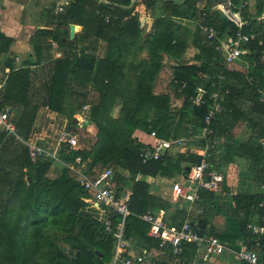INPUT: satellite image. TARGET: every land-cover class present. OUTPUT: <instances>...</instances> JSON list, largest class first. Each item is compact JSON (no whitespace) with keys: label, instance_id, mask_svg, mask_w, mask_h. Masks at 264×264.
Wrapping results in <instances>:
<instances>
[{"label":"trees","instance_id":"trees-1","mask_svg":"<svg viewBox=\"0 0 264 264\" xmlns=\"http://www.w3.org/2000/svg\"><path fill=\"white\" fill-rule=\"evenodd\" d=\"M66 1L63 13H54L56 7H53L48 15V21L62 29L38 32L41 37H50L67 49L66 56L55 63L45 105L66 119L68 131L76 134L72 119L80 105L76 104L75 97L83 93L75 92L74 84L91 85L98 96L89 101V122L95 125L97 135L94 142H87L81 149L62 145L59 159L70 165L79 159V164L87 165L86 173L96 167L110 168L117 197L122 195L125 181H130V215L125 222V239L159 249L160 240L147 235L150 226L141 217L153 209L166 211L170 205L151 196L150 187L135 178L138 175L163 178L173 173L186 176L190 166L198 164L201 158L165 153L158 160L143 162L140 154L146 146L132 137L133 132H154L162 140L198 138L194 144L202 147L210 140L215 148L207 157L205 180L210 173H222L225 164L238 158L249 164L253 181L257 183L252 193L233 196L235 208L242 216L241 241L252 247L253 236L246 229L247 225L264 224V207H259L262 201L259 186L264 183V0H247L241 10L242 0H229L226 13L211 10L208 0H179L183 3L137 0L157 17L152 33L145 36L137 14H132L133 0ZM197 5L206 10L202 24L212 26L220 36L231 37L239 30L253 36L242 46L245 53L241 65L245 72L220 66L223 54L215 50L214 43L205 40L198 29H194L196 37H193L189 28L175 22V17L195 18ZM234 13H239L243 22L241 29L229 16ZM69 25L80 26L82 31L72 41H65ZM99 41L106 45L101 58L95 54ZM12 43V39L0 35V53H6ZM33 45L39 59L42 43L36 40ZM190 45L194 54L186 60L184 55ZM144 52L145 58L141 57ZM164 56L175 63L176 86L185 84L183 89L179 88L184 98L181 108L171 107L169 95L153 94ZM6 64L11 73L5 84L4 101L14 105L22 103L27 108L28 71L14 70L11 64ZM198 89L209 95L217 93L222 105L221 113L210 125L212 133L206 138L199 136L210 103L200 107L193 104ZM116 104L120 106L119 114L112 118L111 111ZM33 113L34 109H30L23 120L25 132ZM241 123L247 124L251 134L237 141L232 131ZM219 138H223L222 143ZM0 151V187L11 184L12 188L5 198L0 196V264H109L112 237L104 232L102 224L85 213L84 200L90 195L75 181L66 165L56 164L58 172L52 177L48 175L55 165L51 159L31 162L28 151L23 149L4 160L7 150L0 148ZM119 168L128 172V179L116 173ZM216 194L198 188V199L192 204L202 209L204 215L216 208ZM186 214L185 208L181 211L182 221ZM109 218L116 220L114 215ZM198 220L197 231L207 234L202 216ZM64 247L68 252H64ZM186 247L191 246L186 245L183 251ZM164 249L171 257L169 247ZM257 252L264 264V239Z\"/></svg>","mask_w":264,"mask_h":264},{"label":"crops","instance_id":"crops-1","mask_svg":"<svg viewBox=\"0 0 264 264\" xmlns=\"http://www.w3.org/2000/svg\"><path fill=\"white\" fill-rule=\"evenodd\" d=\"M63 2L64 0H0V35L13 40L11 46L8 47V51L6 53H0V109L7 111L11 115L17 135L22 140V142H15L12 137L0 133V148H4L5 151L7 150L3 155V159L6 160L10 158V155L14 156L19 153L20 150L25 149L26 151L27 147L25 142L32 141L38 147L49 152L55 151L56 153V160L51 159L55 165L52 166L49 171V176L55 177L57 175L58 171L55 167L56 164L63 166L66 165L68 169L69 167L79 168L85 174L94 176L96 173L106 169L96 167L91 173H86V164H78L74 162L70 165L65 164L59 159L62 145L57 147L55 139L59 132L68 130V123L66 119L51 111L45 105L47 89L54 74L55 63L66 56L67 49L59 46V44L50 37H41L38 32L42 30L59 32L62 29H58L53 23H50L48 21V15L53 7H57ZM133 7L134 10L132 14H137L143 36L151 34L152 32L149 33V31L152 30L157 18L155 12L147 9L143 3L137 2V0L133 6H130V8ZM175 22L182 27L189 28L192 33L195 32L194 25L187 17H175ZM81 31L82 28L80 26L74 25V36L71 39L68 27L65 41H72L79 33H81ZM193 37H196L195 33ZM36 40L42 43V50L39 59H37V55H35V45H33V42ZM52 42L58 44V50L52 47ZM105 49V43L99 41L95 51L96 56L101 58L104 55ZM57 53H59L60 57L56 56ZM193 54L194 49L190 45L184 55V59H191ZM141 57L145 58L146 53L144 52ZM25 62L30 63L29 65H24ZM166 62H168V68L165 65L167 64ZM6 63L11 64L14 70L22 68L28 71L26 90L27 108L22 103L14 105L4 101L5 84L11 73L10 68L7 67ZM174 65L175 63L173 61L164 56L163 67L155 81L153 94H167L171 99V107L181 108L184 98L181 95L179 87L175 84L176 80L173 78ZM74 90L75 92L79 91L83 93L81 97L80 95H78L79 98L75 97L76 104L80 105H78L79 107L74 114L75 116L83 106H89V101L97 99L98 94L91 85H88L87 87H78L75 83ZM30 109H34V113L32 121L25 132L22 123ZM119 109V104H116L113 107L111 111L112 118L118 116ZM88 116H90V111ZM72 125L75 126L73 122ZM87 127L90 129L91 139L94 142L97 135V129L92 123H89ZM235 129L236 128L232 131V136H235L234 134H236L234 133ZM132 137L136 138L144 146L154 145L155 143L153 138L140 130H135ZM236 138L237 141H241L239 137L236 136ZM195 139L198 138H193L191 141L184 139L186 141L185 145L179 148H174L165 153H169L172 156H176L175 154H181L184 156L193 155L194 157L202 159L205 154V147L195 145ZM218 141L222 143L223 138H219ZM77 149H81V147ZM181 165L184 167L186 166V163H181ZM190 167H193V165ZM248 169L249 164L238 158H234V160L222 167L224 181L218 192H215L217 193L216 195H218V204L213 211H208L204 215H202L203 210L200 208L196 209L194 204L187 205L183 201L177 200L173 197L172 185L181 182L185 177L184 175L173 173L168 177L163 178H152L138 175L135 180L146 183L150 187L149 194L151 196L161 199L163 202L170 205V208L166 211H160L157 209L147 211L155 216H162V220L167 228H175V226L179 225L182 221L181 211L186 208V218L182 222L188 220L197 225L199 221L198 218L202 216L204 219L203 229L208 232L209 235L217 237L229 248V250H226L220 255H208L204 248L195 249L192 247H186L181 257V260L185 261L186 264H245L244 262L239 261L232 251V249H238L241 243L240 227L242 221L241 214L235 208L233 196L237 194H250L256 189L252 190L248 183V178L251 176V174L248 176ZM69 171L75 179L74 173H72L70 169ZM116 173L125 179L129 178V174L126 170L119 168ZM130 186V181L126 180L123 185V192L127 191L131 193ZM0 188H3L0 189V196H2V198H5V196L11 193V184H7ZM84 201L87 204L85 213L94 218L100 224H102V220L113 215L108 213V211L101 206L88 203L86 202V199ZM147 235L153 239H157L151 235L149 231ZM126 242L129 246L128 253L131 256L141 255L145 252L147 253V260L151 262H166L165 264H170L172 261V258L167 256L168 254H166L165 249L159 250L158 247L146 248L141 243H137L133 240L126 239ZM66 250V252H68V248Z\"/></svg>","mask_w":264,"mask_h":264},{"label":"built area","instance_id":"built-area-1","mask_svg":"<svg viewBox=\"0 0 264 264\" xmlns=\"http://www.w3.org/2000/svg\"><path fill=\"white\" fill-rule=\"evenodd\" d=\"M67 1L56 7L54 13H63L64 6ZM247 0H242L239 10L246 7ZM197 14L195 18L191 20L195 29H198V33L205 38V40L214 43L215 50L223 54V60L220 66L226 70H236L235 67L242 55L245 53L243 45L249 43L253 36H247L237 31L231 37L220 36L219 33L208 25H203L202 20L206 16V10L203 11L201 6L196 7ZM219 10L222 13H226L221 5L217 7H211V10ZM240 13V12H239ZM239 13L230 14V18L236 23L237 27L241 29L243 22L239 16ZM149 31V33H151ZM52 47L58 50V44L56 42L51 43ZM60 57L59 53L56 55ZM264 59V57H262ZM219 80L223 79L218 77ZM177 84V82H175ZM185 84L182 83L180 89H183ZM205 103H210L209 108L203 118L204 128L202 130L200 138L208 137L212 131L210 125L212 121L222 111V105L220 103L217 93L207 94L203 89H198L193 104L197 107L203 106ZM89 106H83L81 110L74 116L76 123L75 129L82 130L87 134H90V129L87 127L89 122ZM0 133H4L6 136H10L15 142H22L21 138L17 135L14 124L11 119V115L0 109ZM154 139V145H146V148L140 154L143 162L149 160H158L165 152L174 148H179L185 145L184 139H159L154 132L148 134ZM57 147L60 145H66L69 149H77L80 147L77 141V133L74 134L71 131L63 130L58 133L55 139ZM25 145L28 150V155L31 162H36L38 159H52L56 160V153L49 152L43 148L38 147L34 142L27 141ZM215 148V143L208 141L205 147V154L201 161L191 167L187 175L181 182L174 183L172 185V195L175 199L181 200L188 204H192L197 201V189L201 188L207 191L218 192L224 179L221 174L210 173L209 179L205 180V174L208 169L207 157L210 150ZM76 163L79 164V159H76ZM69 169L75 175V181L83 188V190L90 195L86 202L101 206L108 211V213L115 215L116 220L113 221L109 217L102 220L104 232L112 237L113 251L112 258L109 264H152L147 260V253L141 255L131 256L129 255V246L124 236L125 222L130 215L128 210V201L130 193L124 191L122 195L117 197V193L114 190L113 172L111 169L103 170L96 173L94 176L85 174L79 168L69 167ZM259 192L262 197V201L259 207H264V183L259 186ZM201 212V211H199ZM142 220L149 224V232L151 235L160 240L159 250L169 247L172 261L170 264H184L181 260L183 248L188 245L195 249L204 248L208 255H220L229 248L224 245L217 237L200 234L196 225L186 220L182 225L176 228H167L162 216H155L151 212H147L142 217ZM248 232L253 236V246L250 247L248 242L240 243L238 249H232L237 259L245 264H263L258 254L260 248V241L264 239V224H249L247 225ZM169 264V263H168Z\"/></svg>","mask_w":264,"mask_h":264},{"label":"rangeland","instance_id":"rangeland-1","mask_svg":"<svg viewBox=\"0 0 264 264\" xmlns=\"http://www.w3.org/2000/svg\"><path fill=\"white\" fill-rule=\"evenodd\" d=\"M175 2H180L179 0H174ZM133 2V1H132ZM184 1H181L180 3H183ZM241 59H242V57H241ZM241 59L239 60V62L237 63V65H236V67H235V69L236 70H240V71H246L245 70V68L241 65ZM167 64H165L166 65V67L168 68V62H166ZM167 70H169V69H167ZM236 129H235V131H234V133H236V134H234L235 136H237V137H239V139H241V140H243V139H245V138H247V137H249L250 136V134H251V130H250V128L247 126V124L246 123H241L239 126H237V127H235ZM76 133H77V141H78V143H79V145L81 146V147H85L86 146V144H87V142H89V141H91L92 142V139H91V134H87V133H85L84 131H82V130H76ZM217 170L219 171V168H217ZM222 170V169H221ZM222 172H223V170H222ZM249 174H248V176L251 174V176H249V178H248V183H249V185H250V187L252 188V190H254L256 187H257V183H255L254 181H253V173L252 172H250V169H248V171H247ZM222 174V173H221ZM247 183V184H248ZM248 187V186H247ZM67 247H64V252H66L67 250Z\"/></svg>","mask_w":264,"mask_h":264},{"label":"water","instance_id":"water-1","mask_svg":"<svg viewBox=\"0 0 264 264\" xmlns=\"http://www.w3.org/2000/svg\"><path fill=\"white\" fill-rule=\"evenodd\" d=\"M135 1L136 0H133L130 6H133L135 4ZM208 1L212 4L213 7H217V5H221L225 11H229V6H230L229 0H208ZM69 30H70L69 36L72 39L74 36V25H70ZM72 122L74 124L76 123L75 118H73Z\"/></svg>","mask_w":264,"mask_h":264}]
</instances>
